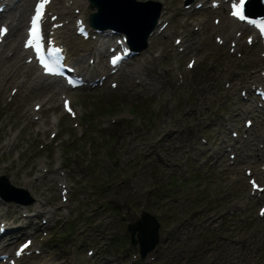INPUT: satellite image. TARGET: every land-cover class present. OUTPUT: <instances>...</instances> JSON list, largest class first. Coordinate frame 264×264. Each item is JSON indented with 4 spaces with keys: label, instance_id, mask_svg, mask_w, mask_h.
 <instances>
[{
    "label": "rangeland",
    "instance_id": "1",
    "mask_svg": "<svg viewBox=\"0 0 264 264\" xmlns=\"http://www.w3.org/2000/svg\"><path fill=\"white\" fill-rule=\"evenodd\" d=\"M152 1L162 3L167 26L124 67L131 76L122 71L99 87L56 92L31 65L30 75L24 66L16 71L25 87L0 82V177L35 199L26 206L0 198V224L25 228L11 230L3 240L12 244L0 245L1 252L34 239L33 255L21 264H264V215H258L264 194L253 195L244 175L250 168L264 184V157L257 156L264 153V103L253 90L263 83L264 47L247 44L248 33L239 38L237 25L217 30L214 18L230 22L222 7L208 10L207 2L197 9L201 0H192L190 10L183 0ZM56 2L58 14L74 17L61 28L73 53L96 47L75 35V11L88 25L89 3L71 0L66 8L68 0ZM101 48L104 58L88 73L92 78L107 70L108 47ZM10 50L0 54V68L23 64ZM35 81L39 90L30 87ZM61 95L71 99L77 118L63 111ZM247 120L253 122L248 128ZM143 211L158 220L160 242L141 259L127 227Z\"/></svg>",
    "mask_w": 264,
    "mask_h": 264
},
{
    "label": "bare ground",
    "instance_id": "2",
    "mask_svg": "<svg viewBox=\"0 0 264 264\" xmlns=\"http://www.w3.org/2000/svg\"><path fill=\"white\" fill-rule=\"evenodd\" d=\"M21 1H22L21 7L19 8L18 11L13 13L12 10L14 9V7H13V5L9 6L10 0H0V6L5 4V5H7V8H8L6 10V12H8V14H5L7 16H5L4 13L0 14V23H2L4 21L5 22L8 21V24L10 25V32L8 33V35L6 37V42H4L3 44L0 45L1 46V52H3L4 48L8 46L13 51L14 54L16 53V54L19 55L20 59L26 53V50H23L22 47L21 48L19 47L18 37H20L21 32L24 30V28H27L28 21H29L30 10H32V5H31L32 4V0H21ZM69 1H71V0H68V2L65 3V7L66 8H69L71 6ZM200 2H203L204 4H206L207 0H201ZM200 2H198V3H200ZM77 3H81L82 6H85L87 4V1L86 0H73V2H72V4H77ZM57 5H58V3L56 2V0H53L51 2V4L49 5V7H48V11L52 10L54 12V14H58L56 12V9L57 8L59 9V7H57ZM75 9H77V7H75ZM60 14H61V20H57L54 23L65 22L66 20H71L72 18H74L69 13H67V15H66L67 17L66 18L63 17V15H62L63 13H59L58 15H60ZM163 15L164 14H162V16ZM76 18H83V13L81 12V15H79L78 17L75 16V19ZM230 20L233 21L231 18H230ZM163 23H164L163 20H160L159 25L156 28L155 32L149 38V39H151L149 41V45L152 42V38L160 32V29L163 26ZM233 25H237L238 26V30L243 29V26L241 24H239V23L231 24L230 22H227V23L226 22H224V23L221 22V23H219L217 30H221L224 27H231ZM50 30L53 31L54 29L51 28ZM54 31H55V33L53 35L56 37L58 42L64 44V46H65V49L67 51V56H68V62L72 63L76 67L77 72H78L79 75H82L85 78L88 77V73L91 70H94L95 66L98 63L101 62V59L104 58V52H103L101 47L104 45L103 42L106 40V37H108L109 35L107 34L106 36H102V34H98V37L101 38V39L98 41V45L96 47L93 48V46L82 45L81 46V50L83 51V53L75 54L72 51V49H73L72 42L70 41V38H69L68 35L63 34V32H64L63 29L57 28ZM107 32L109 33L110 31H107ZM65 36H67V37H65ZM123 36H124V34H121L120 37L117 36L116 40L118 38H122ZM79 38H81V37H79ZM81 41H84V39L81 38ZM152 46H153V44H152ZM98 49H100L99 52H97ZM11 50H10V52H12ZM86 54H92V56L90 55L88 57V61H90L91 59H94V62H96V64L95 63L94 64H90V63H88V61L85 62ZM27 58H28V56H27ZM5 59H7V58H5ZM258 61H259V59H255V62H258ZM3 62L5 63V61H3ZM21 66H24L21 69H26L24 71L25 74H28V75L31 74L30 70L33 69V67L31 65H28V64L24 65V64L20 63L19 60H18V63H13V64L6 63L3 67L0 68V82H6V83H10V84H12V83L14 84L15 83V84H17L20 87H25L26 85L22 84V81L19 82V80H18V77H20V73L16 72ZM123 71H124V74L126 76H131L132 75V73H128L130 71V69L123 68ZM106 73L107 72H104V74H106ZM36 76L39 77V75H36ZM45 78H47V77H45ZM47 79H49V82L47 83V85L43 84L46 88H48L47 90H53L54 89V90H56V92H58V90L59 91H63L64 89H66V87H64L63 85H61L59 83L58 79H53V78H47ZM148 83L150 84V82H148ZM37 84L38 83L35 81L34 84L30 85L32 90L33 89L34 90L35 89L39 90V88L42 87V83H41L40 86H36ZM32 93H33V91L30 92V95ZM34 93L31 95V97L34 96ZM34 105L36 106L37 103H35ZM262 112H264V109L262 110ZM51 120H52V122H50L51 123L50 126L53 127L54 126V124H53L54 123V117L51 118ZM257 156L258 157H264V153H259V154L257 153ZM7 213L8 212H5L4 214H7ZM40 213H41V211H40ZM2 214L3 213L0 212V216ZM24 229L25 228L22 227L21 225L16 226L15 228H12L13 231H15V232L18 231L19 234L25 233L23 231ZM0 241H3V240L0 239ZM6 244L4 246L11 245L12 242H10V240H8L6 242Z\"/></svg>",
    "mask_w": 264,
    "mask_h": 264
},
{
    "label": "water",
    "instance_id": "3",
    "mask_svg": "<svg viewBox=\"0 0 264 264\" xmlns=\"http://www.w3.org/2000/svg\"><path fill=\"white\" fill-rule=\"evenodd\" d=\"M90 2V9L98 11L89 15L90 26L103 30L113 27L112 29L125 33L136 50L147 48L148 38L156 28L160 16L162 6L159 2L137 0H90ZM3 183L1 194H5L10 188L17 190L9 186L6 179H3ZM29 201L27 203H32L33 200ZM159 228L157 219L146 212L141 215L139 221L129 225L132 245L136 247L138 243L140 244L141 257L144 258L159 242Z\"/></svg>",
    "mask_w": 264,
    "mask_h": 264
},
{
    "label": "snow or ice",
    "instance_id": "4",
    "mask_svg": "<svg viewBox=\"0 0 264 264\" xmlns=\"http://www.w3.org/2000/svg\"><path fill=\"white\" fill-rule=\"evenodd\" d=\"M44 2L46 3L47 0H44ZM40 7L42 8V7H43V4H42ZM235 14H238V13H234V15H235ZM39 19H40V15H39V13H38L37 17L34 18V22H35V21H38ZM240 19H244V16H243V15H240ZM36 38H37V39L40 38V37H39V30H38V28H37V31H36ZM45 67H47V65H45Z\"/></svg>",
    "mask_w": 264,
    "mask_h": 264
}]
</instances>
